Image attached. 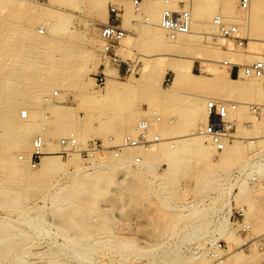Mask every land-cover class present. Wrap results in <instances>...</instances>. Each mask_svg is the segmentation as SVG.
Returning <instances> with one entry per match:
<instances>
[{
  "label": "rangeland",
  "instance_id": "rangeland-1",
  "mask_svg": "<svg viewBox=\"0 0 264 264\" xmlns=\"http://www.w3.org/2000/svg\"><path fill=\"white\" fill-rule=\"evenodd\" d=\"M127 1L132 2V0H109L107 5L108 10L112 4L117 5L122 10L123 16L125 13L124 3ZM227 1H230L233 5L232 14H227L223 11L225 2ZM178 2L179 0H165L164 4H170L174 6L175 9H177ZM200 2L215 7L216 10L213 9L211 20H213V17L216 14H220L222 16H226L225 18L229 22L235 23L234 20L236 18L240 19L243 16L241 18L243 20V26L247 25L248 27L245 29V26L243 30L241 29L242 36L246 38L245 45L238 46L228 42V40L225 39V44L222 46L223 48L216 49L214 44L217 42V40L215 38H211L215 36L212 35L209 37L207 33H204L205 29H201L204 31L202 32L201 36L198 35L194 38V41L196 38L197 41L193 42V45L181 50H176L173 53H167L160 47L155 48L154 45H152V43L148 40L145 33H143L146 28V21L143 15L146 14V12L145 9H141V14L138 17L132 16L130 21H124V26L129 29V32L126 36L127 38L123 40L124 49L121 50V54L124 59L131 58L133 60H138V73L126 74L123 72L122 74H119L117 68L114 66H108V78L112 77V74L117 73V80H119L117 83L119 87L110 97L104 98L102 96H98L96 98H92L89 96V94H87L90 90L87 87H84V85L87 84L90 79H93L94 84L91 85V88L95 89V91L100 92L101 94L103 93L102 91H105L108 81L107 78L106 83L97 84L95 76L98 72H101V69H93L91 60L94 58L100 59V66L102 63H104L100 56L102 41L100 40L99 34L100 28L104 23H107L109 19V11L106 14L104 8L97 9L91 4H85L84 0L74 1L73 4L64 3L62 5H57L58 9L55 10L54 15L50 18V20L52 23H66L67 30H63V34L53 37L50 40H44L45 38L43 36L48 32V24L45 26V22H47V20L48 22H51L49 19L40 21L33 20L29 23L28 21L31 19L29 20V18H26L22 14L18 13L19 11L15 8L16 4L14 0H0V46H8L13 44L19 45L24 43L27 37L23 32V28H27V26H29V28L32 30L35 29L37 31L36 32L34 30V32H32L35 34V37H37L36 35L40 33L38 32V28L44 29L45 34H38L40 36L39 40L41 39L40 42H47L45 45H41L43 47L40 48V54L31 53V55H34L31 61H34L41 66L39 67V70L42 71L43 67L44 71L49 70V73L46 76L39 75L36 77L32 73L28 72V70H23L19 71V75L17 73L14 75L16 82H14L13 86L18 92L17 96L20 97L21 92H24L26 96L24 101L19 102L17 106L16 116L18 120L23 119L20 117V111L21 109L25 108L24 104L34 101V98L38 94L41 97L39 101H37V108L41 111L44 110V115H48L50 113L49 111H45V109L51 104H60L63 105L66 110H70L72 122L68 130L69 132H74L77 135L80 144L84 147L87 146L92 140L97 138L108 141V138L113 136L115 140L119 141L124 136L133 134L136 132V124L138 120L144 114H151L155 110L164 116V121L157 126L158 130L166 127L168 134H170L169 132H171L172 128H177V130L180 131V133H178L177 130V132L173 131V133H171L172 135L170 134L168 136H173L174 133L176 135H180L184 132H188L187 134L206 132L205 130H207L208 125H210L208 122L211 119L212 120L210 122L212 124L219 126L217 109L215 111V115L206 121L204 118L205 116L203 115V108L205 104L207 105L212 103L216 97H221V94L226 95V93L223 91L221 93V91H219L221 89L220 87H217L219 86L217 83V86L214 87L216 84L213 79H209L211 80V83L207 82L205 85L201 84V86L204 87H199L195 83H193L195 86H192V80L189 81L188 84L187 82H184L183 84V82L180 81L173 85L175 74L171 69L170 64L179 63L186 57H193L195 60L193 66L194 72L197 74H202V69L205 67L208 69L210 68V70L213 72H218L220 71L219 69L225 71L228 68L226 65H224V63H222V60L234 62L239 57L248 56L253 50H261L262 55L264 56V0H250V6L248 9H243L241 7V0H193V5L195 6V4ZM81 5L85 7L83 10H79V6ZM256 6L263 8L258 11L260 13H255V15L252 14L251 11H254L255 9V11L259 10V8ZM251 8L252 10L250 11ZM135 20H137V23H135ZM68 29L71 33L70 35ZM249 32L254 40L253 42L247 38ZM68 53L73 56V58L69 60L70 65H72L71 67L76 68V70L72 68L73 71L70 69L69 72H65L60 64V58L61 56L68 55ZM2 55L3 53L0 49V61H9L5 57L3 58ZM86 57H88L87 62L84 61ZM146 66H148V68H146ZM121 68H123V66ZM16 69L17 68H15V70ZM32 69L37 68L33 67L29 70ZM10 70H12V68ZM3 72L4 70L0 68V77L4 76ZM204 74H206L207 77L211 76L209 72H205ZM243 75L244 74L242 72L240 73L239 77H232L241 79V82L244 84L242 91H245L242 95L239 94V96L236 95L235 92L232 93L233 95L235 94V96L230 94L229 96L236 97V100L233 97L232 98L234 100L232 98L229 100L242 103L264 102V98L262 101L259 99V94H264V79L254 77L253 80L255 81H253L252 79L249 80V78L253 76L249 77ZM33 76H35V78ZM130 77H133L138 81H134V85H131V87L129 84H127L130 83L127 81ZM246 78H248L251 84L248 80L247 83ZM4 83L5 82H3V79L0 78V86H2ZM246 87L248 88L245 89ZM55 92H58L57 96L54 95ZM171 93H173L174 96H171ZM237 93H240V91ZM184 94L189 95L188 99L191 97L189 99L190 102L193 99L191 103L185 98L186 96ZM46 96H50L51 102H47L45 100ZM241 96L243 97L241 98ZM181 97L185 98L188 102H186L185 99H181L185 100L183 103L180 100ZM238 98H240L241 101ZM175 99L178 103L175 101ZM146 107L148 108L147 113L145 112ZM113 108L117 110L119 108L118 114H111L112 116L109 115L110 117L107 116L106 112L108 113L109 109ZM188 110L190 112H187ZM236 116L239 117L241 121H245L246 123H250L249 121L251 120L253 121L252 115L249 113L246 106L239 108V112ZM170 118L174 119L173 123L169 122ZM39 119H41V121H39ZM263 119L264 118L261 120ZM47 120H50V122L52 121V114H49V119ZM204 120L207 123L206 125L203 124L205 122ZM34 121L38 125L39 129H45L46 131H51V129H54L52 124L46 121L43 122L42 116H36ZM245 125L246 124L244 123L238 127L234 134L233 140L230 141L231 144L236 142L239 144L241 143L244 146L243 147L241 145L243 148L242 153L245 154H241L239 158L235 159L234 161H230L231 163H226L225 165V162L222 164L221 160L219 159L222 152H216V150L213 148L214 153H211L210 159H213L212 161L215 160V162L209 161L210 164L208 167L207 165H204L205 163L207 164L208 161L196 158L198 156L195 155V153H189L185 156L186 158L183 160L178 174L176 173L177 171L172 173L169 172V175H167L168 172L166 174L164 173L163 178H168L163 180L164 182H155L153 176L151 175L152 173L146 167V165H144V162L142 167H131L125 163L124 166L120 165L121 167L113 171V180L111 182H108L106 177H99L95 180L90 178L91 181L89 182L91 184L84 187L90 188L92 191L96 190L99 192L98 194L94 193L93 195L92 193L90 195L88 192L85 193L86 190L90 189H85L84 187V193L81 192V194H75V196L66 195L67 191H65L63 194V201H59L54 206H52V203L49 201H47L49 203L45 205L42 201L44 200L43 197L45 194H48L49 190L52 191L56 188V182L58 183L57 186L61 187H64V185H71L72 182H74L73 173L63 175L64 177L62 176L60 180L61 182L59 180H55L56 176L46 180L23 181L21 185H16L10 188L19 190L23 199H26V196L28 195L34 200H32L33 204L31 203V205L33 206L35 204V206H31V213L33 212L35 215L37 212L39 218H35L37 217L36 215H30L34 218L36 224H38L37 222L39 220V223L42 221L41 224L45 227L42 228V225H37V229L42 232L40 233L42 238L40 234L37 235V233H39L38 231H34L33 229L31 230L27 227H23L22 229L17 226L20 229L14 227V231L16 229L19 230V232L21 229L28 231L31 234L33 240H36L34 241L33 247L45 249L46 252L49 251L47 254L53 255L54 257L56 256L55 260L50 262L52 264H124L121 259L124 256L130 257L129 262H126L127 264H150L151 262L146 263V261L149 260L147 257L148 253H142L143 256H139L141 254L137 250L155 245L161 246L160 253L158 251H154L156 254L152 252L151 254L153 256L159 254L158 257L162 254L161 257L163 258L162 261L158 262V264H179L180 262H177L178 258L175 257L174 253L178 247H175V244L164 246L165 242L160 239L162 237H175V239H179L176 241V245L180 246L184 241L187 240L186 238L191 237V232H194L195 229L198 230L197 232L200 234V231H206L211 225H215L217 228L219 224H215V220L211 218L212 211L214 210V207H221L224 205L221 203H227L229 201V196H227V194L222 195L217 191H220L222 187L224 188L226 185H229L230 181L234 182L235 179L238 178V184H243V180L245 185H251L253 183H251L249 177L251 173L256 171L254 170L255 165L251 162V156L254 154L256 155L257 151H260L261 148L258 146L251 147L248 143L250 140L252 141V139L253 141L262 140L263 137L261 138L260 135L264 133V127L260 124H255V126L259 129H263L260 131L255 129L258 133L260 132V134H258L257 132L253 133L255 132V130L252 131L254 128L249 127V129ZM83 126L87 128V132L83 131ZM127 128L129 131L131 130V133L127 132ZM166 129L162 130L165 131ZM38 134H40V132L35 131L31 137L29 145L30 150L32 148L33 139ZM166 135L167 133L164 136ZM61 136L65 135L60 133L58 137L55 136L52 140L57 145H59L58 139ZM251 136L253 137L251 138ZM248 145L251 148L248 147ZM245 147V151L248 150L246 152L244 151ZM124 152L125 150H123L122 154L123 159L127 160ZM22 154L23 153H20L21 156ZM104 154L113 158L112 153L109 151ZM135 154L140 153L137 152ZM51 155L58 156L63 161L69 160L68 158H62L59 156V154H56L55 151H53ZM134 156L135 155H133L132 159ZM76 161H78V163L84 167L88 165L91 166L93 164L91 161L86 162L82 160L79 156L76 157L75 162ZM250 162L251 164L249 165L248 163ZM68 166L70 167V171H73L71 168H73L75 165L72 163ZM211 166H213V169ZM30 167L36 170L39 166L33 167L30 165ZM166 167L168 166L159 165L157 170L158 172H165L164 169ZM142 169L145 172H142ZM94 170L95 169H93L92 173L100 172L98 170ZM203 171L206 173V176L204 177L207 181L203 179L204 177L202 176V178H197V175L199 176L198 173L203 174ZM241 171L243 174L245 172L246 174L249 173V175L244 174L240 176ZM171 174H176V177L171 176ZM208 175H210L211 178H208ZM169 177H172V179L170 178L169 180ZM148 179H152V182H149ZM169 181H173L172 185L175 184L174 186L176 188L172 186L171 189V184H166V182ZM1 182L3 181L0 180V184ZM26 182L30 184L24 185ZM161 183H164L163 187ZM261 184L264 185V177H259L258 181L254 182L252 185H255L257 188H259L260 186H263ZM168 185L169 187L167 188ZM237 188L238 185L233 188L231 194H233L234 190L236 189L237 191L235 190L233 195L234 199L238 201L239 199L236 197V192H239V188ZM98 189L101 190L98 191ZM215 191L217 192V195L215 194ZM204 196H207L205 200ZM209 196L216 197L212 198L208 203L206 200ZM258 197L260 201V203L258 201V204L261 205V201L264 202V190L262 194H259ZM215 198H217V201ZM240 203L242 205H246L242 202ZM39 204H44V206L40 207ZM236 204L241 205L238 203ZM263 204L264 203H262L261 206H263ZM247 209L248 206L246 205V210ZM206 210L211 211L207 213ZM246 220L251 223L247 218ZM226 221L227 228L234 232L235 235H238L236 230L230 225L229 219ZM102 222H107V227L100 226ZM251 226L253 233L264 235V224L263 227H261L255 226L251 223ZM45 229L47 231H44ZM45 232H47V235ZM39 236L40 238H38ZM238 238L241 239L239 235ZM227 242L230 252L231 249L233 251V248H235V250H243L248 254L258 251L264 255V251H259L254 248H239L242 243L240 245L238 244V246L236 245L237 243L235 241L227 240ZM15 244L16 250L18 252L24 249L25 245H22L21 242H16ZM177 251L178 250L175 252L177 253ZM85 252L89 253L88 255H93L92 258H94H91L89 261ZM132 253L133 255L135 253V255L133 256ZM151 254H148V256L151 257ZM186 256H189V254H186L185 258ZM134 257L138 258L135 259ZM132 258L133 262L131 261ZM210 261L212 263L211 258L209 262ZM47 263L49 264V262ZM182 263L184 264V262Z\"/></svg>",
  "mask_w": 264,
  "mask_h": 264
},
{
  "label": "bare ground",
  "instance_id": "bare-ground-1",
  "mask_svg": "<svg viewBox=\"0 0 264 264\" xmlns=\"http://www.w3.org/2000/svg\"><path fill=\"white\" fill-rule=\"evenodd\" d=\"M74 1H77V0H48L45 3H39V2L32 1V0H14V2L16 4L15 8L18 9V11H19L18 13L22 14L26 18H29V20L31 19L30 21H28L29 23L32 22L33 20H37V21L44 20V19L50 20V18L54 15L55 10L58 9L57 5H62L64 3L65 4L66 3H72L73 4ZM112 1H115V0H112ZM84 2H85V4H91L93 7L97 8V9L104 8V11L106 12V14L109 11L108 6H107L109 0H84ZM119 2H121V1H119ZM164 2H165V0H153L151 2L143 3L141 5V8H140V10L145 9V12H146V14L143 15L145 18V21H146V28L143 31V33H145L146 37L152 43V45H154L155 48L160 47L167 53H173L176 50H181L183 48L189 47V46L194 44L193 42L197 41V38L194 41L195 37H197L198 35L201 36L202 32L204 31V30L202 31L201 29H205L204 33H207V35H209V37H211L212 35L215 36V37H211V38H215L217 40V42L214 44L216 49H220V48L222 49L223 48L222 46L225 44V38L221 37L218 30L215 29L214 26L212 25V22H210V21H212L211 17H212L213 9H215L214 6H210L209 4H205V3L203 4L202 2L195 4V6L193 5L192 9H191L192 17H193V23H192L191 31L187 34L180 35L177 39H171L168 36V34L166 33V31L160 28L159 24H160V19H161V12L163 11V9L165 7L175 9V7L170 5V4H164ZM124 4H125V7H124L125 13L123 14V16H124L125 22L130 21L132 16L138 17L141 14L140 11L136 10L135 6L133 5V1L132 2L127 1ZM84 8L85 7L82 5L79 6V10H83ZM257 8H259V10H257V11H255L256 10L255 8H253V9H255L254 11L251 8L250 11L252 10L254 12L253 13L251 11V13L252 14H255V13L258 14V13H260L258 11H260L263 7L258 6ZM223 11L227 14L233 13V5L230 1L225 2ZM225 17L226 16H222V18L226 22H229L228 20H226ZM246 17H247V15H246ZM240 19L236 18L234 20L235 23L234 22H229V23L236 24L239 27V30L241 32V29L243 30V28L245 26H246L245 29L248 27H247V25L243 26V20L242 19L240 20ZM32 24H34V23H32ZM46 25L48 26V30H47L48 32L46 35L43 36L45 38L44 40H50L53 37H56L58 35L63 34V30H65V31L67 30L66 29L67 24L63 23V22L52 23V21L48 22V20H47V22H45V26ZM23 29H24L23 32H24L25 36L27 37L25 39L24 43L17 45V44H13L10 41L13 45H8V46L7 45H1L0 46V49L3 53L2 57L3 58L5 57L9 60V61H2V60L0 61V68H2L4 70V72H3L4 76H1L0 78L3 79V82H5L2 86H0V180L3 181L0 184V264H48L47 262H49V264H52L50 262H53L55 260L56 256L54 257L53 255L47 254V252H49V251L46 252L45 249L33 247L34 241H36V240H33V238L31 237V234L28 231L22 230L23 227H27V228H30L31 230L33 229L34 231H38L39 233H37V235L42 233L37 229L38 228L37 225L38 224L42 225L41 224L42 221L39 223V220H38V222L36 221L38 224H36L34 221V218L32 217V216L36 215L37 217H35V218H37V219L39 218L38 217L39 215H37L38 214L37 212L35 215L33 214V212L31 213V206H32L31 203H32L33 199L30 198V196H28V195L26 196V199H23L21 197L19 190H15V189L10 188V187H13L16 185H21L23 181L46 180V179H51L53 176H56L55 180L60 181L63 175L73 173V175H74L73 181L74 182H72L71 185L69 184L68 186L64 185V187H61V186H57L58 183L56 182L55 183L56 188L54 187L55 189H53V187H52L53 190L52 191L49 190V192L47 194L48 197L46 194L43 197L44 200H42V201L45 205L50 202V203H52V206H54L59 201H63V199H64L63 194L65 191H67L66 195H71V196L72 195L75 196V194H81V192L84 193L83 187L91 184L89 182V181H91L90 178L92 180H95L99 177H106V179H108V182H111L113 180V171H115V169H118L122 165L124 166L125 163L131 167H137L136 165H134L133 159H132L133 155H135V153H137V152L142 154L144 165H146V167L152 173L151 175L153 176L154 181L155 182L156 181L164 182L163 180L168 179L167 177L163 178L164 173L166 174L168 172L167 175H169V172L172 173V172L177 171L176 173L178 174V171L181 168L182 162L186 158L185 156L189 153H195V155L198 156L196 158L208 161L207 164L206 163L204 164L205 166L206 165L208 166L210 164L209 161L213 160V159H210L211 158L210 155H211V153H214L213 148L215 149V146L213 145V142L210 139H207V136H206L207 134H204V132L187 134L188 132L181 131L184 133H181L180 135H176L174 133L173 136H168L171 133H173V131H176L177 128L176 129L172 128L171 132H169L170 134H168V130L166 129V127H164V128H161V130H159V131L162 134L163 138L168 139V140H164L161 143L151 147L148 150H142L140 148L124 149L125 150L124 155L127 158V160L123 159V155H122L123 151H122V154L119 158H115L112 155L114 159L109 155L106 156L103 153V154L97 155L94 159L91 160V162L93 163L91 166L88 165L89 167L88 166L84 167L81 164H79L78 161L75 162L76 157L79 156L77 154L72 156L71 158H68L69 159L68 161H63L60 157L55 156V155H51L53 151L60 149V146L57 145L52 140L53 137H55V136L58 137L60 135V133L63 135H67L70 133L68 129H69V126L71 125V122H72L71 121V114H70V110H68V109L66 110L65 107H63V105L51 104V105L47 106L45 109V111L50 112L49 114H52V121L50 122V120H47V119H49V114L44 115V110L41 111L37 108V101H39V99L41 97L40 95L37 94L36 97L34 98L35 102L32 101L30 103L29 102L25 103L24 104L25 108L21 109V111H20V117L23 118V116H22L23 110H27L28 116L25 119L23 118L24 120L23 119L18 120V118L16 116L17 106H18L19 102L24 101L26 96H25L24 92H21L20 97L17 96L18 92H17V90H15V88L13 86L14 82H16V79L14 77L15 73H17L19 75V71L28 70V72L32 73L36 77H38L39 75L46 76L49 73V70L44 71L43 67H42V71L39 70V67H41V66L38 63L31 61L32 57H34V55H31V53L32 54L33 53L34 54H40L41 53L40 48L43 47L41 45H45L47 43L46 41H45V43L41 41L42 42L41 43L40 42L41 39L39 40L40 36L38 34L44 33V29L38 28V32H40V33H38L36 35L37 37H35V34L32 33V32H34L35 29L32 30L31 28H29V26H27V28L25 27ZM68 31H69V29H68ZM249 31H250V28H249ZM251 31H252V29H251ZM70 34L71 33L69 31V35ZM204 35H206V34H204ZM126 38L127 37H125L124 39H126ZM188 38H190V39H188ZM247 38L249 40H251L252 42L254 41L253 38L251 37L250 32H249ZM27 40H30V41H27ZM100 40L102 41L101 37H100ZM102 45H103V41H102ZM72 58H73V56L69 53L66 56H61L60 64L63 67V70L65 72L66 71L69 72L70 69L72 70L73 67H71L72 65H70V61H69ZM258 59L264 60V56L262 55L261 50L257 49V50H253L252 53L249 54L248 56L237 58L234 62L232 61V63L238 64L240 66V68L243 69V67H241V66L247 65V64H249L255 60H258ZM232 60H233V58H232ZM84 61L87 62L88 57H86L84 59ZM194 61L195 60L193 59V57H186L179 63H173V64L171 63L170 64V67L175 74V79L173 81V85H175L176 83H178L180 81L183 82V84H184V82L185 83L187 82V84H188V82L192 80L193 81L192 86H195L193 84V83H195L197 86L200 87L201 84L205 85V83L207 84V82L211 83V80H209V79H213L215 84L217 83L219 85V86H217V84H216L214 87H216V86L220 87L221 90H219V91H221V93L223 91L224 93H226V95L221 94V97L220 96L216 97L212 103H209L207 105L205 104V106L203 108V111H204L203 115L205 116L204 118L207 121V119L209 120L211 117H213L215 115V111H216L220 101L227 100V99L229 100L233 96H235V94L238 96H239V94L242 95L243 92L245 91V90L242 91V89L244 88V84L241 82L240 78L236 79V78L232 77L231 76V70H228V69L225 71L219 69L220 71L217 70L218 72H213L212 70H210V68L208 69L205 67L202 69V74H197L193 70ZM145 63H148V62H145ZM222 63H225V61L222 60ZM100 64H101L100 59L94 58L91 60V65H92L93 69H95V70L100 68ZM33 67L34 68L36 67L37 69L29 70ZM11 68H12V70H10ZM15 68H17V69L15 70ZM146 68H148V66H146ZM73 69L76 70V68H73ZM106 72L108 73V76H109L108 70ZM203 72L204 73L209 72V74L211 76L207 77V75L204 74ZM35 76H33V77L35 78ZM132 78L130 77L129 80H127L130 82V83H127L130 85V87H131V85H134V81H137V79L135 80V78H133V79ZM253 78H254V76L250 77L249 80L250 79L253 80ZM256 78H258V77H256ZM117 79H118V74L117 73L112 74V77L108 78L105 91H102L103 93H101V94H100V92H97V91H95V89L91 88V85L94 84L93 79H90V81L87 84H85L84 87H87L90 90V91H88L87 94H89V96L92 98H96L98 96H102L104 98H107V97H110L118 89L119 85H118L117 81L119 82V80H117ZM247 80H248V78H246V81ZM248 81H247V83H248ZM253 81H255V80H253ZM212 83H213V81H212ZM198 84H200V85H198ZM250 84H251V82H250ZM201 87H204V86H201ZM250 87H252V86H250ZM247 88L248 87H246L245 89H247ZM238 91H240V93H237ZM217 92H218V90H217ZM234 92H235V94L233 95L232 93H234ZM230 94H232L233 96L231 95L232 97H230L229 96ZM217 95H218V93H217ZM222 95H223V97H222ZM259 95H260L259 99L262 101V99L264 98V94L262 93ZM171 96H174L173 93H171ZM182 96H183V94H182ZM185 96L184 97L186 99H188L189 95H185ZM242 97L243 96H241V98ZM185 98L181 97L180 100L185 99ZM233 98L235 99L236 97H233ZM189 99H188V101L190 102ZM238 99L240 100V98H238ZM185 100H181V101L183 102ZM192 100H191V102H192ZM175 101L177 102L176 99H175ZM178 101H179V99H178ZM188 101L186 100V102H188ZM177 103H176V105H177ZM187 104H189V103H187ZM246 105H247V103H245V102L241 103V107L246 106ZM241 107H239V108H241ZM247 109H248V107H247ZM118 110H119V108H118ZM118 110L114 109V108L109 109L108 113L106 112V115L112 116V115L118 114ZM135 110H136V108H135ZM186 110H187V108H186ZM187 112H190V111L188 110ZM238 112H239V109H238ZM232 113L233 112H231V116L233 115ZM36 116H42L43 122L46 121V122L52 124L54 126V129H51V131H46L45 129H44L45 130L44 131L42 129H39L38 125L34 121ZM188 117H190V116H188ZM252 118H253V121L252 120L249 121L250 123L246 124L245 126L248 128L249 127L254 128L252 131H254L255 129L260 131L262 128L259 129L258 127L255 126V124L256 125L260 124L264 127V119L261 120L262 119L261 118L260 119L261 121H259V120H256L253 116H252ZM200 119H202V118H200ZM250 119H251V117H250ZM211 120H209V122ZM39 121H41V119H39ZM206 121L203 124L206 125L207 124ZM209 122H208V124H210V125H208L207 130L208 129L209 130L210 129L211 130H217L219 128L218 125H214L211 122L210 123ZM251 122L254 124V126ZM262 126H260V127H262ZM204 127H206V126H204ZM129 128H131V127H129ZM132 129H133V127H132ZM162 129H166V130L163 131ZM173 129H175V130H173ZM169 130H170V128H169ZM207 130H205V131H207ZM35 131H39L40 134L43 136L45 149L48 152L47 154H45L41 157V160L39 161V164H38L39 167L36 170H34L30 167V165H31L30 160H31V155H32V150H33V142H32L31 150L29 148L31 137L33 136ZM83 131L87 132V128L85 126H83ZM130 131L127 128V132L129 133ZM165 132L167 133L166 136H164L166 134ZM256 132L257 131L255 130V132H253V133H256ZM134 133L130 134L129 136H135L137 133V130ZM178 133H180V131H178ZM249 134H251V133H249ZM258 134H260V132ZM263 134L260 135L261 138L263 137L262 140L253 141V139H252V141L250 140V142L248 143L251 147L258 146L259 148H261L260 151H257L256 155L254 154L255 156L254 155L251 156L253 159L250 157L251 162L256 166V168L254 166V170L256 171L257 175L261 178L264 177V135ZM252 137L253 136H251V138ZM259 139H260V137H259ZM241 145L242 144L241 143L239 144L238 142L233 143V144H231L230 142H227L226 147L222 151V153L220 154V158H219L221 160L222 164H224L223 162H225V165H226V163H231L230 161H234L235 159L239 158V156H241V154H245V153H242V151H243L242 146L243 145L242 146ZM249 145H248V147H250ZM246 147L244 148V151H245ZM246 151H248V150H246ZM107 152H105V153H107ZM20 153H23L22 156L20 155ZM195 155H193V156H195ZM193 156H192V158H193ZM143 162L139 167H142ZM212 162H215V160ZM216 162H218V161H216ZM251 162L248 164L250 165ZM72 163L75 166L73 168H71L73 171H70V167L68 165L72 164ZM219 164H221V163H219ZM159 165H167L168 167H166L164 169L165 172H158L157 167H159ZM212 167L213 166H211V168ZM93 169L98 170L100 172L97 171L98 173H92ZM89 170H92V171H89ZM142 172H145V171H143V169H142ZM205 172H206V170H205ZM198 174H199V176L197 175V178L198 177L200 178L201 176L202 177L206 176V173H204V171H203V174H201V173H198ZM246 175H249V173ZM171 176L176 177V174L175 175L171 174ZM209 177H210V175H208V178ZM170 178L172 179V177H169V180H170ZM203 179H205V177ZM151 180H149V182ZM238 180H239V178L235 179L234 182L230 181L229 185H226L224 188L222 187V189L220 191H217V192H219L222 195L227 194V196H229L232 193L233 188H235L236 185H238L239 192H236L237 193L236 197L240 201L235 200V201H237L236 203L241 204L240 202H242V203L246 204L248 206V209L246 210V214H247L246 218L253 225L263 227V224H264V204H263V206H261V205L264 202L261 201V205H259L258 204V201H259L258 196L260 193L262 194V192L264 190V185L261 184L263 186H260V187L258 186L259 188H257L255 186L256 184L252 185L254 182L253 183L251 182L252 183L251 185H247V184L245 185L244 180H243V184H238V182H237ZM172 182L173 181L166 182V184H168V183L171 184V186H170L171 189H172V186L175 187L174 186L175 184L172 185ZM209 182H207V183H209ZM27 184H30V183L26 182L24 185H27ZM161 184L163 187L164 183H161ZM169 185L167 186V188L169 187ZM84 188L90 189V188H86V187H84ZM175 188H173V189H175ZM90 190H86L85 193L88 192L90 195L92 193H93V195H94V193H97V194L99 193L94 189H93L94 191L91 190L92 192ZM100 190L101 189H98V191H100ZM217 192L215 193L216 195H217ZM234 192H233V194H234ZM218 196H220V195H218ZM206 197L204 196V200ZM209 197H211V199H212L216 196H214V197L209 196ZM217 198H215V200ZM47 201H49V202H47ZM206 201H208V199ZM259 203H260V201H259ZM44 204H41V205L39 204V206L42 207V206H44ZM221 204H224L222 206L229 205L230 199L227 203L225 202V203H221ZM34 206H35V204L32 207H34ZM178 207H179V205H178ZM197 208H199V207H197ZM32 209H34V208H32ZM38 210H40V209H38ZM209 211H211V210H209ZM209 211L206 210L207 213ZM30 214H32V216ZM224 218H222L219 221V225L217 226L216 230L218 232H220V234L222 236H224L225 239L227 236L226 242H227V240L235 241L237 243L236 245H238V244L240 245L242 243V239L238 238V235H235L234 232H232L231 230H229L227 228V226H226L227 221L226 220L228 219V216H225ZM49 221H50V219H49ZM107 225H108L107 222H102L100 226L107 227ZM17 226L22 228L20 232H19V230H17V229H20ZM14 227H17L16 230L18 232L16 230H15L16 232L14 231ZM43 227H45V226L42 225V228ZM47 227H48V225H47ZM210 227L208 229H210ZM40 229H41V227H40ZM208 229L206 231H208ZM44 231H47V230L45 229ZM197 231L198 230L195 229V231L191 232V234H196V235L200 236L199 232H197ZM45 233L47 235V232H45ZM200 233H202V231H200ZM40 236H41V234H40ZM40 236L38 238H40ZM41 238H42V236H41ZM186 239L189 240L190 237L186 238ZM186 239H184V240H186ZM186 241H184V242H186ZM16 242H18V243L21 242L22 245L23 244L25 245L24 249L22 248L23 249L22 251L19 250L20 252H18L16 250V247H15ZM205 244L206 243L202 242L200 251L194 252L193 254H189V256H186V258H185L186 254L181 251V247H178L176 249V250H178L177 253L175 252L176 250L175 251L173 250L175 253V257L178 258L177 262H180L179 264H183L182 262H184V264H261V262L264 261V255L259 253L258 251H254V253L248 254V253H245L243 250H235V248H233L234 250L232 251V249H231V252L229 251L230 254L228 255V257L223 262H212L211 263V261L209 262L210 257H209V254L207 252V249L205 247ZM164 246H165V244H164ZM164 246H162V247H164ZM160 249H161V246L155 245V246H151L148 248H142V249H139V250L136 249V250L141 254V255L138 254L139 256H143V254H146V253L151 254V252L154 253V251H156V252L158 251L160 253ZM47 250H48V248H47ZM63 253H65V252H63ZM85 254L88 257V260L90 261V259L92 258L93 255H88L89 253H86V252H85ZM148 254H147V257L149 258V260H147L146 263L151 262L150 264H158V262L162 261V259H163L161 257L162 254L159 257H158L159 254L154 255V256L151 254L152 255V256L150 255L151 257H149ZM154 254H156V253H154ZM132 255H133V253H132ZM134 255H135V253H134ZM129 258L130 257L124 256L121 259H122V262L124 264H127L126 262H129ZM136 258H138V257H136ZM72 259H73V257H72ZM121 259H119V260H121ZM119 260H117V261H119ZM112 261H113V259H112ZM131 261L133 262V258Z\"/></svg>",
  "mask_w": 264,
  "mask_h": 264
},
{
  "label": "built area",
  "instance_id": "built-area-1",
  "mask_svg": "<svg viewBox=\"0 0 264 264\" xmlns=\"http://www.w3.org/2000/svg\"><path fill=\"white\" fill-rule=\"evenodd\" d=\"M39 3H45L48 0H32ZM133 5L137 11H140L143 3L151 2L153 0H132ZM241 7L248 9L250 6V0H241ZM192 5L193 0H179L178 8H164L161 12L160 28L165 30L171 39H177L180 35L187 34L191 31L193 17H192ZM137 23V20H135ZM213 26L218 30L220 35L238 46H244L246 38L242 36L239 27L234 23L226 22L220 14H216L212 20ZM129 29L124 26V20L122 16V10L112 4L109 8V19L107 23H104L100 28V37L103 41L100 56L104 63L100 66L101 72H98L95 76L97 84H104L107 81L108 73L106 72L108 66H114L117 68L119 74L123 72L126 74L138 73V60L131 58L124 59L121 54V50L124 49L123 40L127 36ZM224 65L231 70L232 75L240 76L241 68L238 64H234L229 60H225ZM123 66V69L121 68ZM243 74L245 76H254L264 79V60L258 59L250 64L243 66ZM55 96L58 92L54 93ZM47 102H51L50 96H46ZM242 102H236L232 100L220 101L217 108V116L219 119V128L217 130H207L204 134H207V139H210L215 146L216 152H222L226 143L230 142L234 138V134L238 127L242 124H249L245 121H241L236 115ZM249 113L256 119L260 120L264 117V102L262 103H247ZM147 107L145 112L147 113ZM231 112H233L231 116ZM23 118H26L27 110L22 111ZM164 121V116L156 110L151 114H144L136 124L137 134L135 136H124L121 140L117 141L113 136L108 138V141H104L100 138L92 140L87 146H82L78 140L77 135L74 132H70L65 136H61L58 139L60 149L55 151L62 158H71L74 155L89 162L97 155L103 154L107 151L111 152L115 158H119L124 149L128 148H140L142 150H148L151 147L161 143L164 140L163 136L157 129V126ZM170 123L174 122L173 118L169 119ZM48 152L45 149L44 138L41 134H38L33 139V150L30 163L33 167H37L41 157ZM143 162V156L141 154H135L133 163L139 167ZM245 174V172H244ZM240 172V175H244ZM259 179L256 172L250 174L249 180L251 182H257ZM235 191V190H234ZM230 204L214 208L211 214V218L215 220V224H219V221L228 216L230 225L236 230L237 234L242 239V244L239 248L247 249L254 248L259 251H264V235L255 234L252 231L251 223L246 220V205H237L234 199V195H229ZM211 197L208 198V203ZM202 235L192 234L189 240L183 242L180 246L181 251L185 254H193L200 251L201 243L204 242L209 257L212 262H223L229 253V246L226 239L216 230L215 225L211 226L208 231L200 233ZM160 240L165 242L166 246L176 244L177 239L175 237H162ZM264 264V261L261 262Z\"/></svg>",
  "mask_w": 264,
  "mask_h": 264
},
{
  "label": "crops",
  "instance_id": "crops-1",
  "mask_svg": "<svg viewBox=\"0 0 264 264\" xmlns=\"http://www.w3.org/2000/svg\"><path fill=\"white\" fill-rule=\"evenodd\" d=\"M122 69H123V68H122ZM231 76H236V75H232V74H231Z\"/></svg>",
  "mask_w": 264,
  "mask_h": 264
}]
</instances>
